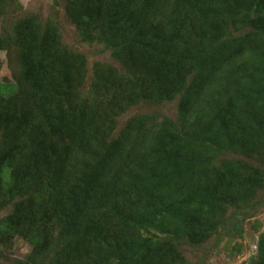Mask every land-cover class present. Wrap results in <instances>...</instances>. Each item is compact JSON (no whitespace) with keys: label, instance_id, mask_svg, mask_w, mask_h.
<instances>
[{"label":"rangeland","instance_id":"1","mask_svg":"<svg viewBox=\"0 0 264 264\" xmlns=\"http://www.w3.org/2000/svg\"><path fill=\"white\" fill-rule=\"evenodd\" d=\"M251 1L0 0V43L17 39L22 33L33 41L39 36L54 35L62 57L61 70L68 78L65 83L72 82L76 95L65 107L61 101L64 108L54 112V122L63 127L68 126V118L73 122L74 144L67 138L59 139L54 123L46 126L39 120L44 113L47 117L53 113L45 112L44 105L35 102L32 85L37 76L19 86L16 75L20 76L23 69L19 50L9 53L0 49V170L5 164L12 166V156H18V162L22 159L21 163L27 166L24 174L41 178L30 188L15 186L18 192L9 203L0 178V264H117L114 260L117 253L139 238L138 233L125 230L122 216L142 212L147 207L141 188L126 186L116 177V190L107 181L118 176L123 166L122 175L130 174V165L125 164L129 151L145 157L147 163L153 152L151 144L160 129L185 135V130L194 128L181 117L182 105L187 107L191 103L189 110L194 114L205 112L207 98L220 94V83L231 84L228 80L237 66L245 58L256 59L242 48L243 40L249 39V43L256 40L258 54L264 56L263 9L257 8L258 11L255 9L240 19L224 13L217 19L201 20L189 7L190 3L195 8L201 3L216 6L224 3L226 8L236 9ZM257 2L264 6V0ZM86 16L98 23L92 36H88L91 21ZM178 17L179 24L168 31L170 19L176 21ZM139 18H150L156 28V24L166 21V27L170 28L162 29L156 40H147L146 32L138 38L132 20ZM114 31L119 34V48L109 49L105 43L117 37L112 35ZM101 35L102 43L88 42V37L101 39ZM215 36L218 46L210 49L215 56L207 62L212 63V74L206 82L210 83L199 94L191 95L185 104L180 93L198 75L192 64L202 60L200 51L207 49L204 43L210 44L209 40ZM158 40L160 44L152 46ZM135 61L145 62L151 67V74H159L155 83L145 82L146 77L138 71ZM200 65L206 62L201 61ZM50 83L47 80L48 86ZM163 85L181 90L177 95H169L170 100L155 101L151 93L158 87L165 91ZM231 85L236 88L234 83ZM50 102L51 99L48 100L51 107L59 105L56 100ZM261 104L264 111V101ZM243 110L246 111L245 107ZM251 116L244 120L242 130L258 131L248 139L252 151L245 154L235 147L234 151L219 154L213 164L218 177L212 176L217 185L215 190L212 188V195L226 207V212L214 222L205 221L214 230L208 227L206 239L200 241L198 227L202 220H191L188 216L179 239L170 224V235L149 234L155 244L125 264H264V113ZM139 121L144 122L147 140L143 136L135 140L132 129H139L135 126ZM232 136L236 137L235 132ZM41 138L47 162L35 160L36 144ZM51 150L60 151L56 159L47 156H51L48 152ZM12 152L16 155H11ZM96 167L98 177H86ZM218 185L229 189L222 191ZM195 188L193 183L182 186L187 192ZM222 193L228 196L218 199ZM105 195L104 203H99L98 199ZM16 206L21 209L19 216ZM26 208L28 217L24 215ZM71 214L73 220H79L74 230L68 225ZM12 215L16 223L11 225L7 219Z\"/></svg>","mask_w":264,"mask_h":264},{"label":"trees","instance_id":"2","mask_svg":"<svg viewBox=\"0 0 264 264\" xmlns=\"http://www.w3.org/2000/svg\"><path fill=\"white\" fill-rule=\"evenodd\" d=\"M256 2L257 0H253L236 9L232 7L226 8L224 3L218 4L219 6L201 3L197 5V8H195L193 3H190L189 7L201 20L211 18L217 19L219 15L224 13L228 17L231 16V18L240 19L243 15L252 13L257 8L264 10V6H261L258 2L256 4ZM86 19L91 21V25L88 28V36H92V30L98 23H95V21L88 16H86ZM170 20L172 24L171 28L170 26L166 27V23H168L166 21L160 25L156 24V28L150 18L144 20L139 18L138 21H132L135 24V28L138 29V38L146 32L145 38L147 40H156L157 35L161 34L162 29L170 28L168 31H172L173 27L175 28L179 24L178 21L180 17H178L176 21L173 19ZM112 35L117 37L112 40H105L107 42L105 44L109 49L119 48L117 43L119 39L118 32L114 31ZM53 36L54 35H49L46 37L43 35L36 37V40L33 41L26 33H22V35H18L17 39L9 38L8 40L6 39L4 43H0V49H7L9 53L19 50L22 54L23 62V69L21 74H19L20 76L16 75L19 86H21L25 80L31 79V76H37L36 82L32 85L35 102L36 104L44 105L43 109L45 112L48 111V113H53L51 117H47L46 113H44L43 117L39 120L46 126L54 123L55 132L56 135L59 136V139L63 140L67 138V141L75 144L76 135L73 130L74 124L70 122L71 119H67L69 124L65 127L54 122V119H56L54 112L74 101L76 95L72 92V82L69 81V84L65 83V79L68 78L61 70L60 63L62 57L60 51L56 49V37ZM87 39L90 43H102L100 41H103L104 37L101 35V39L94 37H88ZM217 41L218 39H216V36L212 37L211 40H209L210 44L204 43L207 49L200 51L199 57L202 59L201 61L206 62V65L201 66V61L192 64V66H194L193 70L198 69V75L194 77L190 86L186 88V91L183 92L184 90H182L180 93L184 97L183 100H185V104L186 101L189 102L191 95L194 93H196V95L199 94V90L210 83L206 82L210 79L212 74L210 71V65L212 63L207 62L210 57L214 58L215 56V54L210 52V49L218 46ZM242 42V48L250 55H255L256 59L245 58L244 62L237 66L234 76H232V79L228 80L231 84L234 83V87L240 82L237 87L233 89L230 83L226 86L220 83L218 87L220 94L214 93L207 98L208 104L204 110L205 112L201 114L191 113L189 110L191 103L190 105L188 103L187 107L182 105L181 117L185 118L190 124H193L194 128L185 130V135H179L171 129H160L151 144L153 152L148 155L147 163L144 161L145 157L142 159L134 155L132 151H129L128 161L126 158L125 164L126 167L130 165V174L128 176L122 175V169L125 167L123 166L119 169L121 171L118 173V176L115 175L113 180L110 179L107 181L109 184H113L116 190V177L122 179L126 186L141 188L144 190V203L147 207L142 212L122 216L121 222L125 230L138 233L139 238L133 240L117 253L114 259L117 264H125L133 260L146 251L150 247V244L154 245L155 243L153 239L148 236L149 234L154 233L156 236L159 234L170 235V224L175 228L173 234L179 239L183 235L181 233L184 232V226L188 216H191V220L197 218L202 220V225L198 227V238L200 241H203L206 239V229L209 227V223L214 222L226 212V207L217 202L212 195V188L215 190L217 186L212 176L218 177V172L216 169H213V164L216 162V158L219 154L234 151L235 147L243 150L245 154L251 152L252 145L248 143V139L253 137L258 131L257 129H250L245 133L244 130H242L246 125L244 120L251 119V115L258 116V114L261 115L264 113L261 104V102L264 101V56H259L256 40L249 43V39H245ZM157 44H160L159 40L152 44V46ZM155 53L154 56L157 57ZM139 55L141 56L142 54L140 53ZM219 58H217V60ZM135 64L138 71L143 73L146 77L145 82H149V85L156 82L159 74H151V67L149 65L143 61H135ZM237 74L241 75L235 77ZM205 79L206 81L202 82V80ZM47 80H50V86L47 85ZM163 86L166 87L164 88L165 91H161L158 87V89L151 93L152 99L158 102L170 100L169 95H177L179 90H181H173L168 85ZM215 96L216 98L213 100ZM50 99L51 102L53 100L58 101L59 105L56 107L49 106L48 100L50 101ZM61 101L64 107H62L63 104ZM138 101L139 99L136 98L135 103L138 104ZM244 107L246 111L243 110ZM207 113L209 115L208 120H206ZM226 119L231 120V122L228 123ZM45 120H51V123L45 122ZM135 126L139 128L136 129L135 127V129H132L135 130L136 133L135 140L139 141L140 136H143L144 139L147 140V135L145 136L144 132V122L139 121ZM228 127H236L237 129L231 130L228 129ZM232 132H235L236 137L232 136ZM252 133L254 135L251 136ZM42 140L43 138L36 144L35 160L41 158L42 161L47 162L43 151L44 143ZM20 152H23V150L20 149ZM48 152L51 153V156L47 155L50 159H56L60 151L51 150ZM11 155H16V153L12 152ZM12 158H14V164H12V166L5 164L0 170L1 187L7 192L5 196L7 203L12 202L17 194L16 192H18L17 190L15 191V186L20 185L25 188H30L36 185L37 181L41 180V178L38 179V177L28 176L27 172L24 174V171L27 169L26 164L21 163L22 159L19 163L18 156H12ZM131 165H133V167H131ZM49 170H52V168ZM98 172V167L93 168L86 177L94 179L98 177ZM205 181L206 183L204 185L203 182ZM192 183L196 185L197 188L190 190V192L182 190V186L191 185ZM92 185L93 187L95 186L94 184ZM231 185L234 186V184ZM218 186L222 191H228L229 189L225 185ZM81 188L84 196H86L82 184ZM122 190L123 188L120 189V192H122ZM230 191L232 192L233 189H230ZM221 196L226 198L228 194L222 193L217 198L223 199ZM106 198L107 196L105 195L98 199V202L103 204ZM151 204H153V206H151ZM20 211L21 209L16 206L17 216H19ZM24 211L25 214H23L25 217H28V208ZM73 219L74 216L71 214L72 221L69 222L68 225L72 226V230L77 228L79 222V220L76 222L77 218L75 220ZM15 220L16 218L12 215L7 219V222L12 225L16 223ZM205 221L210 222L206 224ZM42 223H45L44 219H42ZM4 228L5 226L2 227V230H4ZM211 228H214L213 226H210L209 229L214 230Z\"/></svg>","mask_w":264,"mask_h":264}]
</instances>
